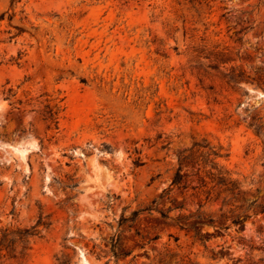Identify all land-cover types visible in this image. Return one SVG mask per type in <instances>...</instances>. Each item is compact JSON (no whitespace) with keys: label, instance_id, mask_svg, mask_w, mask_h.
<instances>
[{"label":"rangeland","instance_id":"1","mask_svg":"<svg viewBox=\"0 0 264 264\" xmlns=\"http://www.w3.org/2000/svg\"><path fill=\"white\" fill-rule=\"evenodd\" d=\"M39 220L7 264H264V0H0V237Z\"/></svg>","mask_w":264,"mask_h":264},{"label":"trees","instance_id":"2","mask_svg":"<svg viewBox=\"0 0 264 264\" xmlns=\"http://www.w3.org/2000/svg\"><path fill=\"white\" fill-rule=\"evenodd\" d=\"M229 60V58H228ZM227 60L222 58L221 62H226ZM229 79L231 81H239L242 79L241 74H237L235 72V69L232 70V73L228 74ZM58 100L55 105H50L47 103L46 106V113H47V119L50 120V125L54 124L58 125L59 123V113L62 111V107L59 104ZM257 131L259 132L261 129V126H256ZM200 146L208 147V144H199ZM200 149V148H199ZM198 150H192L188 154H183L179 157V167L176 172V175L173 179V184H180L182 182V179L184 177V174L182 173L183 166L186 165V163H190V161L194 158H196V162L199 163V171H201V168H205L208 164L212 165V168H215L218 170V172L208 171L210 174V177H212L214 180H217L218 183L225 185V190L234 191L238 188V184L236 181L231 180L229 177L226 176L223 169L218 166V163L215 161L216 156L219 155V153L213 149H210L209 151H200V153H196ZM214 155V157H212ZM183 207V206H178ZM138 211H135L137 213ZM182 218H185V216H181ZM202 217V216H198ZM47 224V222H42V220H39L36 224L32 226H26V227H19L16 229H9L5 228L1 230V237H0V264H7V260L10 259H24L27 254L30 247V239L33 236H36L39 234V226L41 224ZM183 227V225H182ZM114 246H117V243H114ZM116 257H118V254L115 253ZM127 255V254H125Z\"/></svg>","mask_w":264,"mask_h":264}]
</instances>
